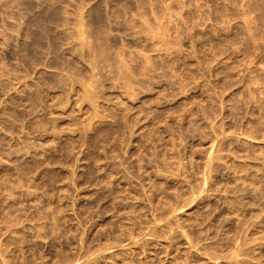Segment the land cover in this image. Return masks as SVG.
Segmentation results:
<instances>
[{
    "label": "rangeland",
    "instance_id": "374dc122",
    "mask_svg": "<svg viewBox=\"0 0 264 264\" xmlns=\"http://www.w3.org/2000/svg\"><path fill=\"white\" fill-rule=\"evenodd\" d=\"M0 264H264V0H0Z\"/></svg>",
    "mask_w": 264,
    "mask_h": 264
},
{
    "label": "bare ground",
    "instance_id": "6f19581e",
    "mask_svg": "<svg viewBox=\"0 0 264 264\" xmlns=\"http://www.w3.org/2000/svg\"><path fill=\"white\" fill-rule=\"evenodd\" d=\"M82 26V25H81ZM83 27V26H82ZM81 28V27H80ZM83 29V28H82ZM81 30V29H80ZM83 33V32H82ZM206 185V184H205ZM195 193V192H194ZM111 249V248H110Z\"/></svg>",
    "mask_w": 264,
    "mask_h": 264
}]
</instances>
